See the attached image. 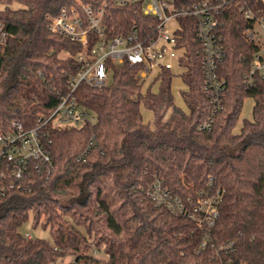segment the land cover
<instances>
[{
	"label": "trees",
	"instance_id": "trees-1",
	"mask_svg": "<svg viewBox=\"0 0 264 264\" xmlns=\"http://www.w3.org/2000/svg\"><path fill=\"white\" fill-rule=\"evenodd\" d=\"M74 2L0 0L7 34L0 33V133L14 120L34 127L70 91L81 69L75 57L85 46L52 33L46 16ZM245 3L231 0L220 12L226 51L220 75L227 88L210 131L198 129L210 117V104L194 17H179L177 31L185 48L178 76L187 87L181 93L187 109L175 103L176 75L169 70L143 79L141 65L108 60L105 86L78 85L74 95L97 120L81 128H46L53 169L35 176L30 192L0 199V264H56L68 256L73 260L67 264H264V79L248 88L244 83L259 51L245 32L253 22L240 10ZM106 22L107 37L157 24L142 3L108 5ZM247 97L255 101L252 119L235 133ZM93 135L87 161H78ZM156 179L182 197L222 192L207 247L201 224L146 197ZM30 218L34 228L49 230L51 241L20 232ZM224 243L233 249L217 256L212 244Z\"/></svg>",
	"mask_w": 264,
	"mask_h": 264
},
{
	"label": "built area",
	"instance_id": "built-area-1",
	"mask_svg": "<svg viewBox=\"0 0 264 264\" xmlns=\"http://www.w3.org/2000/svg\"><path fill=\"white\" fill-rule=\"evenodd\" d=\"M231 0H75L71 6L63 7L57 14L46 16L48 29L71 42L85 46L75 59L81 64L78 74L70 81V91L62 95L58 105L49 113L37 119L32 128L14 120L8 131L0 133V199L12 192L28 191L33 188L35 176L51 172L54 158L48 148L46 128L53 124L57 127L81 128L93 124L97 118L93 111L81 105L74 95L80 83L93 87H103L110 76L107 61L116 64L128 62L131 66L143 67L140 77L145 79L160 70H169L176 75L182 70L180 60L185 48L179 46L177 31L180 29L179 17L196 19V41L200 45L203 72V89L210 104V117L199 130L210 131L218 113L224 108L226 81L220 75V63L226 56L224 47L223 22L220 12ZM246 0L240 6L247 20L253 21L246 28L247 36L259 45L250 72L245 76L246 87L254 86L257 77L264 79V5L257 7ZM142 3L143 13L154 17L157 24H150L145 30L134 25L129 32L107 37L108 5L116 7ZM260 26L261 31H257ZM0 33L7 34L0 23ZM88 46L90 48L88 49ZM88 148L78 158L86 162L92 146L93 135ZM213 178H210V184ZM146 197L155 206H164L178 217L189 218L203 226L204 242L207 247L212 241L211 230L219 216L222 192L199 191L197 195L186 197L175 195L156 179L145 189ZM26 237H30L25 235ZM216 254L229 252L233 244L217 246ZM94 254L99 252L94 249Z\"/></svg>",
	"mask_w": 264,
	"mask_h": 264
},
{
	"label": "rangeland",
	"instance_id": "rangeland-1",
	"mask_svg": "<svg viewBox=\"0 0 264 264\" xmlns=\"http://www.w3.org/2000/svg\"><path fill=\"white\" fill-rule=\"evenodd\" d=\"M2 8H3V6H0V9H2ZM256 30L260 32L261 31L260 26H258ZM64 56H67V54H64ZM186 89H187V87L183 83L182 78L180 76L176 75L172 81V92L174 95L175 103L179 106L184 107V109H187V107H186L185 103H183L184 101L182 99L181 93L183 91H185ZM254 104H255V101L252 97H247L244 99L242 111H241L238 123L236 125V128H235V133H238L240 131L243 120H245V119L251 120L252 119V110H253ZM142 114L144 116V119L147 121L152 118L151 113L143 107H142ZM115 202L116 201H114L113 203H115ZM118 205H119V203L116 202V204H114V206H113V209L114 210L117 209ZM20 232L23 235H27V236H30L32 238L46 239L49 241L52 240L49 230H46L42 227L34 228L32 218H30V220L28 222H26L20 228ZM98 255L101 258L107 257L104 253H102V254L99 253ZM72 260H73V257L68 256L67 258L60 260L56 264H67V263L71 262Z\"/></svg>",
	"mask_w": 264,
	"mask_h": 264
},
{
	"label": "crops",
	"instance_id": "crops-1",
	"mask_svg": "<svg viewBox=\"0 0 264 264\" xmlns=\"http://www.w3.org/2000/svg\"><path fill=\"white\" fill-rule=\"evenodd\" d=\"M170 114V113H169Z\"/></svg>",
	"mask_w": 264,
	"mask_h": 264
}]
</instances>
